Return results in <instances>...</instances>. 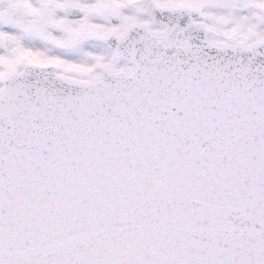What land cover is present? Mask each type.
I'll return each mask as SVG.
<instances>
[{
  "label": "snow or ice",
  "instance_id": "6c2138e0",
  "mask_svg": "<svg viewBox=\"0 0 264 264\" xmlns=\"http://www.w3.org/2000/svg\"><path fill=\"white\" fill-rule=\"evenodd\" d=\"M0 264H264V0H0Z\"/></svg>",
  "mask_w": 264,
  "mask_h": 264
}]
</instances>
